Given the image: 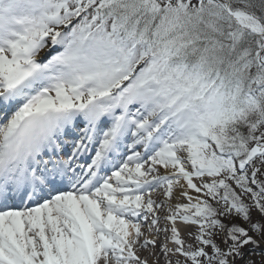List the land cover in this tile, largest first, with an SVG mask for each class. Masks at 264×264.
<instances>
[{"label": "snow or ice", "instance_id": "obj_1", "mask_svg": "<svg viewBox=\"0 0 264 264\" xmlns=\"http://www.w3.org/2000/svg\"><path fill=\"white\" fill-rule=\"evenodd\" d=\"M141 250L264 264V0H0V264Z\"/></svg>", "mask_w": 264, "mask_h": 264}, {"label": "bare ground", "instance_id": "obj_2", "mask_svg": "<svg viewBox=\"0 0 264 264\" xmlns=\"http://www.w3.org/2000/svg\"><path fill=\"white\" fill-rule=\"evenodd\" d=\"M153 196H154V198H157V199L162 198L159 193H153ZM147 252H148V250H141L140 251L139 254L141 255V258L142 259L145 258ZM154 259H155V257L152 256V257H150L148 259V261L153 262ZM161 264H162V262H161Z\"/></svg>", "mask_w": 264, "mask_h": 264}, {"label": "rangeland", "instance_id": "obj_3", "mask_svg": "<svg viewBox=\"0 0 264 264\" xmlns=\"http://www.w3.org/2000/svg\"><path fill=\"white\" fill-rule=\"evenodd\" d=\"M256 259H259V257H256ZM161 262H162V260H161ZM148 264H152V262L148 261Z\"/></svg>", "mask_w": 264, "mask_h": 264}]
</instances>
